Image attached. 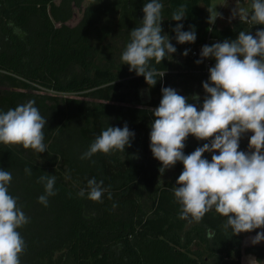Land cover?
<instances>
[{
  "label": "trees",
  "instance_id": "trees-1",
  "mask_svg": "<svg viewBox=\"0 0 264 264\" xmlns=\"http://www.w3.org/2000/svg\"><path fill=\"white\" fill-rule=\"evenodd\" d=\"M148 2L0 0V113L34 101L47 121L43 153L0 143V170L12 175L8 193L28 218L17 229L25 242L20 264H241L242 253L259 263L264 259V243L242 250L243 239L264 228L237 235L231 229L226 232L227 218L214 209L200 222L180 219L174 187L183 164L177 161L173 173L171 167L160 171L162 164L150 149L152 109L160 104L162 88L171 87L202 109L206 58L196 61L206 40L235 41L241 31L255 37L264 25L236 19L218 28L209 20L210 0H159L161 34L176 52L159 64L149 61L157 79L149 86L121 60ZM181 5L185 18L172 20ZM76 12L80 18L70 25ZM178 23L182 31L196 33L194 43L177 42ZM125 124L134 137L124 151L81 158L103 130ZM245 137L241 134L238 149L244 152ZM213 138L189 135L184 154ZM213 154L218 152H205L202 158L211 162ZM51 175L56 177V195L48 197L45 206L38 201L45 192L39 178ZM92 178L107 189L99 201L79 196Z\"/></svg>",
  "mask_w": 264,
  "mask_h": 264
},
{
  "label": "clouds",
  "instance_id": "clouds-1",
  "mask_svg": "<svg viewBox=\"0 0 264 264\" xmlns=\"http://www.w3.org/2000/svg\"><path fill=\"white\" fill-rule=\"evenodd\" d=\"M163 4L150 0L143 7L141 25L130 32V42L122 52V63L129 71L143 76L149 86L157 83L156 70L149 61L159 64L166 55L176 52L167 35H162ZM185 6L173 12L172 20L185 18ZM243 23L264 25V0H252L251 14L245 8L233 9V18ZM210 22H214L210 16ZM183 24L174 29L180 44L194 43V31H182ZM183 55H188L185 50ZM200 64L204 58L214 57L215 65L209 69L210 83L204 82L207 94L202 109L188 103L183 95L171 87H164L162 99L152 109L150 149L162 167L160 171L182 162L183 171L176 181L174 196L181 205L180 219L189 223L200 222L210 210L226 217L223 227L237 235L264 228V30L255 37L241 31L235 41L225 40L212 46H203ZM163 76V75H162ZM199 100V97H193ZM34 101L18 105L0 113V143L22 145L39 153L46 150L43 129L47 121L41 116ZM251 132L249 152L240 151L241 134ZM189 135L198 140H210L191 154L183 149ZM134 133L125 126L107 127L95 138L82 159L98 152L124 151L130 146ZM205 152L217 153L211 162L202 158ZM30 173V169H26ZM12 175L0 170V264H20L25 242L17 231L28 223L17 200L8 193ZM45 192L38 197L47 206L48 197L56 195V177L41 176ZM95 178L89 179L87 188L79 192L91 201H99L107 189ZM109 198L111 195L109 194ZM214 235L211 231L209 237ZM264 241V231L252 238L253 244Z\"/></svg>",
  "mask_w": 264,
  "mask_h": 264
},
{
  "label": "rangeland",
  "instance_id": "rangeland-1",
  "mask_svg": "<svg viewBox=\"0 0 264 264\" xmlns=\"http://www.w3.org/2000/svg\"><path fill=\"white\" fill-rule=\"evenodd\" d=\"M240 1H243V0H210L209 13H210V16L214 20V22H210V23H215L218 28H222L223 26L231 24L234 20L239 19L238 16L233 18V9L245 8L249 11V7H250L249 6L250 0H244L243 3H241ZM79 18H80V13L76 12L75 16L73 17L72 21L70 22V25L76 24L78 22ZM215 43H217V42L214 40L207 39L204 45L212 46ZM215 62L216 61H215L214 57L206 58V64L209 63L210 66L205 65V68L213 67L215 65ZM207 76H208V82L210 83V80H209L210 73L209 72L207 73ZM44 93L47 95L52 94V95L60 96L61 98H78L77 96L70 95V94H55L52 92H44ZM32 94H33V92H32ZM243 134L246 136L245 138H246L247 144H248L246 152H249L250 151L249 139H250L252 133L246 132ZM173 167L174 166H171V169L169 168V171L171 173H173L175 170ZM251 257H253L254 261H256V259L253 255H251ZM262 261H264V259Z\"/></svg>",
  "mask_w": 264,
  "mask_h": 264
},
{
  "label": "crops",
  "instance_id": "crops-1",
  "mask_svg": "<svg viewBox=\"0 0 264 264\" xmlns=\"http://www.w3.org/2000/svg\"><path fill=\"white\" fill-rule=\"evenodd\" d=\"M253 237H255V235H248L243 239L242 250L248 247H252V246H262L263 245L264 241H261L258 244H253L251 242ZM256 262L257 261H254L253 257H251L250 254L242 253L241 264H257L258 262L257 263ZM258 264H264V261Z\"/></svg>",
  "mask_w": 264,
  "mask_h": 264
},
{
  "label": "built area",
  "instance_id": "built-area-1",
  "mask_svg": "<svg viewBox=\"0 0 264 264\" xmlns=\"http://www.w3.org/2000/svg\"><path fill=\"white\" fill-rule=\"evenodd\" d=\"M243 1H244V0H243ZM243 1H240V2L243 3ZM191 55H192V56H196V53H195V52H192ZM205 65L210 66V64H209V63L206 64V62H205ZM209 68H210V67L205 68V73H206V74L209 72V70H208Z\"/></svg>",
  "mask_w": 264,
  "mask_h": 264
}]
</instances>
